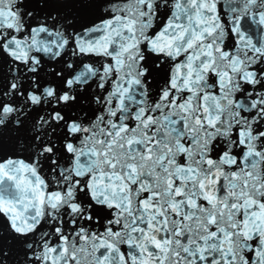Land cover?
I'll return each mask as SVG.
<instances>
[{
    "label": "snow or ice",
    "instance_id": "snow-or-ice-1",
    "mask_svg": "<svg viewBox=\"0 0 264 264\" xmlns=\"http://www.w3.org/2000/svg\"><path fill=\"white\" fill-rule=\"evenodd\" d=\"M0 264H264V0H0Z\"/></svg>",
    "mask_w": 264,
    "mask_h": 264
}]
</instances>
